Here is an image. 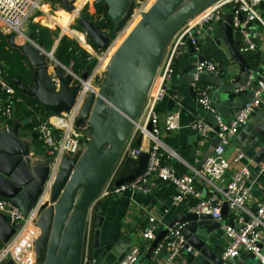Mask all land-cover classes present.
Segmentation results:
<instances>
[{"label": "crops", "instance_id": "0c3cea01", "mask_svg": "<svg viewBox=\"0 0 264 264\" xmlns=\"http://www.w3.org/2000/svg\"><path fill=\"white\" fill-rule=\"evenodd\" d=\"M69 1L72 3V9L66 7L63 0H42L41 8L33 15L32 21L52 29H59L60 37L68 34L92 55L97 56L99 53L98 47L94 39L89 36L86 25L83 22L94 23L101 32L110 36L115 31V23L109 16V19H106L104 14L98 11V6L102 5V0ZM157 1L159 0H149L144 13L148 12ZM61 12L67 13L68 17L63 20ZM258 13L259 18L249 27L252 38L258 45V50L250 53L242 52L246 61L244 65L238 63L231 54L224 39V22L221 23L220 21L211 23V27H208L205 34L200 38V45L195 47V51L190 49L189 43L174 58L172 72L169 78L164 81L166 94L158 103L157 111L162 121L172 111L178 110L181 113V129L175 132H164L161 135L166 147L175 153L170 158V162L180 174L190 172V166L200 167L204 159L212 153L217 143L216 135H212L210 139L203 140L190 127L191 121L196 116H202L211 124L216 125L213 113L197 103V92L193 87L194 67L192 65H195L200 56L210 58L217 64L219 67L218 74L203 73L202 82L213 85L211 91L212 104L217 113L225 120H230L251 95L249 90H238L247 81L249 70L253 73L255 80L261 77L264 72V0L258 9ZM154 15L159 14L155 13ZM150 16L152 17L153 14H150L146 19L149 20ZM142 17L143 14L138 22ZM101 18L104 20H98ZM150 22L153 21L150 20ZM130 23L132 24L133 22ZM76 26H79V29H76ZM0 31L9 37L11 43L13 34L8 33L3 25H0ZM124 32L120 33V37L124 36ZM174 36L162 52L151 86L158 85L162 78ZM235 41L240 49L242 45L236 37ZM121 44L122 42L117 47L116 41H112L110 46L105 49L106 54L101 65L103 76H95L92 81L93 87L98 92L104 93L110 88V92H108L110 98L115 100L119 99L120 94L124 91L123 85L118 83V78L115 74L117 51ZM107 59H109L108 62L106 61ZM55 65V63L51 64L50 72H52ZM246 66L248 67L247 72ZM109 80H112L111 86L109 85ZM85 90L83 101L90 94L89 92L93 94L88 106H83L82 101L79 119H83L84 122L81 125H77L83 140L79 151L91 150L99 155L110 147L118 124L105 128L103 124L99 123L98 118L102 116L103 112L110 114V105L92 89ZM97 103H99L102 110L97 107ZM142 112L143 108L139 117L142 116ZM18 118L15 119L20 123L19 137L30 145L38 158H43L45 150L37 134L33 130L26 129L27 120ZM13 122V125H9V131L15 125V121ZM2 123H0V131L3 130ZM260 126H264V97L262 104L254 111L251 118L241 126L236 136L233 137L227 151L232 169L246 166L251 170L254 177L264 167V152L259 147L252 146L250 135L253 130ZM100 130H104V132ZM133 132H131L111 173L115 183L120 179H129L139 167V160L124 157L127 145L131 143L134 148L143 149L144 154L150 146L148 139L142 138L140 134L133 136ZM239 150L245 153V158L240 162H235L234 157ZM230 172L228 173L229 177ZM147 187L150 188L149 192L129 190L121 194H106L104 187L95 199L92 211L88 213L84 226L77 227L74 231L64 264H121L128 251L136 245L141 248L142 253L139 264H203L206 257L193 244H191L193 257L189 255L191 251L182 249L177 256L170 259L167 247H164L158 254L154 252L151 257L148 256V250L151 245L148 246V242L144 239V231L150 224L151 218H155L158 235L169 224L182 219L190 212L195 200L190 198L179 205H174L175 187L169 182L158 180L156 177L148 180ZM196 187L204 197L209 196L211 193L208 185L199 178L196 181ZM263 190L264 174L261 173L252 186V204L257 200H264ZM229 213L227 209L225 212L226 217L220 222L221 224L215 219L210 220L214 228L211 232L205 233L204 241L207 247L220 258L219 264H260L255 256H251L250 253L246 252H241L235 258L223 260L226 238L222 226L229 221ZM7 221L11 225L8 217ZM3 244L0 237V247ZM262 248L264 250V236Z\"/></svg>", "mask_w": 264, "mask_h": 264}, {"label": "built area", "instance_id": "2783aa9c", "mask_svg": "<svg viewBox=\"0 0 264 264\" xmlns=\"http://www.w3.org/2000/svg\"><path fill=\"white\" fill-rule=\"evenodd\" d=\"M131 1L136 4L130 19V22H134L142 16L149 0ZM41 2L42 0H0V25H3L8 33L13 34L16 42L19 40L21 43L32 42L37 44L29 36V23L32 21L33 15L41 8ZM262 2L263 0H217L200 10L195 17L186 22L174 34V41L168 54L162 78L158 85L150 87L143 106L142 116L138 117L132 130L134 131L133 136L140 134L142 138L150 141V146L146 151L148 159L145 168L132 180L120 186L116 185L112 176L105 185L106 194H121L129 190L149 192L150 188L147 187V182L150 178L156 177L158 180L169 182L175 187L174 205H179L192 198L195 203L192 205L191 211L198 214H209L218 222L225 219L223 206L227 204L230 213L229 221L222 226L226 238L223 260L235 258L241 252H246L254 254L260 264H264V250L262 248L264 200L260 199L252 204L251 195L253 183L260 177L261 173L264 174V167L255 177L246 166L232 169L227 151L241 126L251 118L254 111L262 104L264 72L261 77L255 80L253 73L249 70L247 81L238 90H249L251 95L230 120H225L217 113L212 104L211 91L213 85L202 82L203 73L218 74L219 67L210 58L196 61L193 69V87L197 92V103L213 113L216 125L211 124L202 116H196L191 121L190 127L203 140L216 135L217 143L201 166H190L191 171L188 173H178L170 162V158L175 153L168 149L161 139L164 132H175L181 129V113L178 110L172 111L162 121L157 106L166 94L164 81L169 78L172 72L175 56L189 43H192L194 47H199L200 38L205 34L208 27H211L213 21L222 23L225 21L226 15L231 13V25L235 37L242 45L240 51L250 53L258 50V45L252 38L249 27L259 18L258 9ZM129 25L131 23L126 27ZM126 27L124 31L127 29ZM118 38H120V34ZM38 46L46 53L52 52V50L48 51L40 45ZM98 51L96 56L98 62L88 79H83L65 66L74 78L84 85L85 89H92L96 93L98 91L93 87L92 81L95 76H103L101 65L106 54L105 50L98 49ZM54 61L62 64L57 59ZM83 96H79L69 111H62L59 114L50 113L48 116L36 115L37 121L33 131L40 139L45 152L50 156V172L44 185L42 199L27 216L11 199L0 196V212L7 215L11 225L16 229L12 237L0 247V264L10 260L14 264H36L35 242L40 234V229L37 226L40 205L45 200L44 196L50 194L63 156L66 154L72 156L77 153L83 141L81 132L77 128ZM18 102H23L22 97L18 95L15 86L0 73V116L5 119L8 129L9 124L6 120L15 119L14 111ZM143 153V149L134 148L129 143L125 149L124 157L139 160ZM244 158L245 153L239 150L234 161L240 162ZM229 172L230 177L228 176ZM198 178L211 189L209 196L204 197L197 189L196 181ZM183 226L184 224L175 226L166 237V239L171 237V241L160 244L155 253L158 254L164 247H167L168 256L173 259L182 249H185L184 246L187 241L182 233ZM156 236L157 223L155 218H151L150 224L144 231V239L148 242V246L151 245ZM164 242L166 241L164 240ZM186 249L191 251V245ZM141 256V248L137 245L133 246L121 264H139Z\"/></svg>", "mask_w": 264, "mask_h": 264}, {"label": "water", "instance_id": "95a60500", "mask_svg": "<svg viewBox=\"0 0 264 264\" xmlns=\"http://www.w3.org/2000/svg\"><path fill=\"white\" fill-rule=\"evenodd\" d=\"M215 1L217 0H192L175 11L174 0H159L148 12L143 13L141 20L126 35L117 51L115 65L117 81L123 85L124 91L116 101L110 98L108 93L110 88L107 94L97 92L111 106V115L117 119L118 126L112 143L103 154L97 155L91 150H85V153L80 150L72 156L68 154L63 156L50 194L44 196L45 200L40 205V216L37 221L40 234L35 242L36 264H64L74 231L77 227L84 226L95 199L111 177L142 111L162 52L173 35L193 14ZM63 2L66 7L72 9L69 0ZM102 6L116 25L113 35L101 32L94 23L83 22L99 50H105L112 41H117L118 35L130 23L136 4L131 0H102ZM155 13L163 17L162 22H150L146 19L150 14ZM231 19L232 15L228 13L223 23L224 39L235 60L244 65L246 61L235 41ZM189 45L190 49L195 51L194 45L192 43ZM11 46L24 53L31 63L33 86L27 87L21 79L12 75L9 76L10 82L24 95L40 102L46 112L59 114L62 111H69L79 96L85 94L84 85L77 81L64 65L55 62L56 65L50 72L51 62L56 60L55 49L51 53H46L35 43L16 42L14 36L11 38ZM203 59L204 56H200L198 60ZM62 69L66 70V73ZM245 69L247 72L248 67L246 66ZM109 85H112V80H109ZM14 121L15 125L10 131L6 128L5 122L2 123L3 130L0 131V196L11 199L27 216L43 197L51 159L47 152L43 154V158L37 157L30 145L19 137L20 123L17 119ZM82 122L83 119H78L77 125H81ZM250 138L252 146L259 147L264 152V126L253 130ZM82 143L83 141L81 145ZM147 159L148 154L143 153L135 174L129 179H120L116 185L120 186L141 173ZM227 209L228 206L225 204L224 214ZM211 219L213 218L209 214L188 212L182 219L172 222L156 236L148 250V256L151 257L160 244L171 241V237L167 239L166 237L175 226L184 224L182 233L188 240L184 248L193 244L206 257L203 264H219L220 258L204 241L205 233L211 232L214 228ZM15 231V227L8 223L6 214L0 212L2 242L6 243ZM189 255L193 257V251ZM251 256L254 254L251 253ZM1 264L14 263L10 260Z\"/></svg>", "mask_w": 264, "mask_h": 264}, {"label": "trees", "instance_id": "16d2710c", "mask_svg": "<svg viewBox=\"0 0 264 264\" xmlns=\"http://www.w3.org/2000/svg\"><path fill=\"white\" fill-rule=\"evenodd\" d=\"M98 11L108 18L107 12L101 4L98 6ZM61 17L64 20L68 17V14L61 12ZM75 28L79 29V26ZM29 36L42 48L48 51L55 49V58L83 79L90 77L98 62L97 57L92 55L73 37L67 34L60 37L59 29H52L38 22L31 21L29 23ZM62 71L66 73V70L62 69ZM0 73L8 80L9 76L12 75L21 79L27 87L33 86V68L31 63L24 53L18 48L11 46L9 37L2 31H0ZM15 88L18 95L23 99V102L16 104L15 118L19 117L21 120H27L26 129L33 130L37 121L36 115L48 116L50 113L46 112L44 106L36 99L24 95L18 87ZM4 120L0 116V123L5 122ZM13 121L6 120L9 125H13Z\"/></svg>", "mask_w": 264, "mask_h": 264}, {"label": "rangeland", "instance_id": "374dc122", "mask_svg": "<svg viewBox=\"0 0 264 264\" xmlns=\"http://www.w3.org/2000/svg\"><path fill=\"white\" fill-rule=\"evenodd\" d=\"M82 1V0H81ZM192 0H175L174 2V8H175V11L179 10L180 8L186 6L187 4H189ZM200 11H197L195 14H193L188 20L190 21L193 17H195ZM105 17V16H104ZM98 18V17H97ZM107 19V17H105ZM163 17L161 16H158V15H153L152 17L150 16V19L149 20H152L154 22H157V23H160L162 22V19ZM100 21L104 20L103 18L101 19H98ZM133 29V28H132ZM131 29V30H132ZM68 35V34H67ZM125 35V34H124ZM123 37V36H122ZM125 38V37H123ZM174 40V39H173ZM18 43H21L19 40H18ZM55 63V61H52L51 64ZM56 64V63H55ZM90 94L84 99L83 101V106L86 105L88 106L89 105V101H90V98H91V95L93 93L89 92ZM105 94H107V92L104 91ZM109 97V95H107ZM113 100H115L113 98ZM116 101V100H115ZM97 107L102 110L101 106L99 105V103H97ZM95 106V108H97ZM111 107V106H110ZM99 110V112H100ZM110 114H105L104 112L102 113V116H100L98 118V121L100 124H103L105 126V128H110L113 124H116L117 123V119L115 118V116L111 115V112H109ZM99 124V125H100ZM102 132H104V130H100ZM113 175V174H112Z\"/></svg>", "mask_w": 264, "mask_h": 264}, {"label": "bare ground", "instance_id": "6f19581e", "mask_svg": "<svg viewBox=\"0 0 264 264\" xmlns=\"http://www.w3.org/2000/svg\"><path fill=\"white\" fill-rule=\"evenodd\" d=\"M139 20V19H138ZM138 20H135L131 25H130V27H127V29L125 30V32H124V36L123 37H126V35L131 31V29L135 26V24L138 22ZM137 21V22H136ZM67 29V28H66ZM122 37V36H121ZM118 38L117 39V41H116V46L118 47V45L120 44V42H123V40L125 39V38ZM108 60L109 59H107L106 61L108 62Z\"/></svg>", "mask_w": 264, "mask_h": 264}]
</instances>
